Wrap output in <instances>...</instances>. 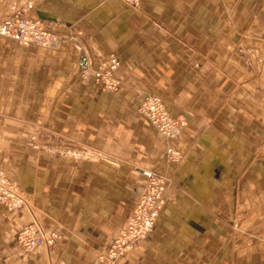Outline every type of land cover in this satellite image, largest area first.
<instances>
[{
	"label": "crops",
	"instance_id": "0c3cea01",
	"mask_svg": "<svg viewBox=\"0 0 264 264\" xmlns=\"http://www.w3.org/2000/svg\"><path fill=\"white\" fill-rule=\"evenodd\" d=\"M12 6L59 41L0 39V180L25 200L0 205V264H107L144 170L164 203L112 264H264V0H0V20ZM110 55L115 92L81 80ZM147 94L184 118L175 140L138 112ZM31 222L52 246L16 243Z\"/></svg>",
	"mask_w": 264,
	"mask_h": 264
},
{
	"label": "built area",
	"instance_id": "2783aa9c",
	"mask_svg": "<svg viewBox=\"0 0 264 264\" xmlns=\"http://www.w3.org/2000/svg\"><path fill=\"white\" fill-rule=\"evenodd\" d=\"M121 1L132 7L139 4V0ZM0 39L10 40L20 46L46 49L55 48L59 41L47 23L21 15L16 12L14 6L10 7V12L0 20ZM119 64L118 59L110 55L102 59L95 69H82L80 78L83 82L96 84L103 92L113 93L120 85L115 77ZM138 112L167 141L175 140L184 127V118L171 115L163 100L154 94L143 97ZM166 154L171 160L177 159L178 156L172 148H167ZM142 175L145 178V185L118 234L109 245L107 264L128 256L154 230L169 180L148 170L142 171ZM0 205L11 213L19 212L25 207L24 197L14 183L0 180ZM57 238V234L53 232L47 235L37 222L20 226L16 233V243L25 249L52 246Z\"/></svg>",
	"mask_w": 264,
	"mask_h": 264
},
{
	"label": "rangeland",
	"instance_id": "374dc122",
	"mask_svg": "<svg viewBox=\"0 0 264 264\" xmlns=\"http://www.w3.org/2000/svg\"><path fill=\"white\" fill-rule=\"evenodd\" d=\"M263 70H264V64H263ZM169 184V183H168ZM235 226V225H234ZM235 229H236V226H235Z\"/></svg>",
	"mask_w": 264,
	"mask_h": 264
}]
</instances>
